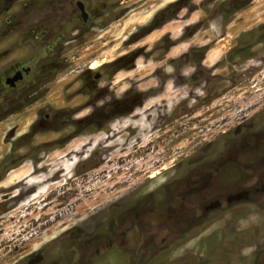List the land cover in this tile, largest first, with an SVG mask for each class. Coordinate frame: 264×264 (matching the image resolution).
Here are the masks:
<instances>
[{"label":"rangeland","instance_id":"obj_1","mask_svg":"<svg viewBox=\"0 0 264 264\" xmlns=\"http://www.w3.org/2000/svg\"><path fill=\"white\" fill-rule=\"evenodd\" d=\"M10 1L0 0V42L40 37L37 27L25 26L39 10L22 12ZM263 6L107 0L105 27L83 38L89 42L63 47L43 100L68 110L71 120L86 118L88 95L78 91L93 62L92 72L100 63L103 70L119 66L108 85L128 103L117 122L91 137L39 149L48 151L39 165L25 152L71 128L58 130V120L16 145L36 119L37 102L0 122V264H264V189L219 191L212 210L198 205L203 192L186 196L179 182L213 160L222 138L264 124V18L242 21ZM133 93L140 105L130 110L135 100L125 96ZM15 154L23 158L9 168ZM112 214L121 215L122 236H140L131 244L136 250L95 254L83 240Z\"/></svg>","mask_w":264,"mask_h":264},{"label":"flooded vegetation","instance_id":"obj_2","mask_svg":"<svg viewBox=\"0 0 264 264\" xmlns=\"http://www.w3.org/2000/svg\"><path fill=\"white\" fill-rule=\"evenodd\" d=\"M16 2L21 6L22 12L39 10L41 15L38 19L25 26L37 27L40 37L35 40L21 38L18 39L19 42H0V122L12 118L14 114L18 115L37 102L40 106L36 119L30 123L25 134L16 137L17 139L14 138L17 140L16 145H19L18 142L23 139L26 141L28 136H34V131H44L45 128H49L50 123L58 120L63 124L58 130H65L66 126L71 128L51 142L53 144H38L25 152L24 156L32 155L33 162L39 165L38 159L44 152H48L38 151L39 149L46 150L49 147L61 146L82 136L83 133L85 135L88 133L91 137L106 123L117 122L125 103L128 102H124V96L115 99L116 90L108 85L112 81L110 78L119 73V66L104 71L103 68L107 65L100 63L92 72L93 62L87 65L86 72L81 75L84 78V85L78 91L88 95L86 108L89 112L86 118L71 120L68 110L51 108L44 104L45 100H43L50 91L49 84L60 72V56L65 50L63 47L69 42H89L83 38L90 37L95 30H102L105 27L107 0H11L9 7ZM12 21L13 17L8 16L6 24L11 26ZM130 64L125 68H130L132 66ZM163 79L165 80V77ZM100 80L105 82H102L98 88ZM128 94L125 96L126 99L135 100L130 103V110L138 108L139 95L134 96L133 93L131 97ZM53 115H57L56 118ZM261 126L260 130L258 128L237 130L235 134L228 135L227 139L222 138L217 151L214 152L213 160L201 163L202 165L195 171L190 169L191 172L181 177L179 182H182L184 194L190 196L194 194L193 192H203L199 197L198 205L211 208L221 201L216 194L219 191L243 192L264 189V138H260L264 133V124ZM4 142L8 141L4 140ZM9 146H12V143ZM22 158L20 154H15L10 158L11 163L8 167L17 166ZM252 178L256 180L253 184ZM171 186L172 183L167 184L169 197L172 192ZM208 191L214 193H204ZM120 217L121 215H107L100 225L93 227L89 236L83 240V243L90 247L89 250L93 249L95 254L104 252L105 255L126 254L136 250L131 244L135 245L140 240V236H122L124 228L116 221ZM75 254V252L71 253L70 257L73 258ZM57 261L58 259L55 261L56 264H61ZM76 264L81 263L76 262Z\"/></svg>","mask_w":264,"mask_h":264},{"label":"bare ground","instance_id":"obj_3","mask_svg":"<svg viewBox=\"0 0 264 264\" xmlns=\"http://www.w3.org/2000/svg\"><path fill=\"white\" fill-rule=\"evenodd\" d=\"M264 7V6H263ZM262 9V8H261ZM253 11V10H252ZM255 11V9H254ZM249 14L245 19H242L243 22H249L251 20H258L264 18V11L261 13H258V11ZM251 12V11H250ZM243 13V12H242ZM245 17V15H242ZM155 174H151V177H153Z\"/></svg>","mask_w":264,"mask_h":264},{"label":"snow or ice","instance_id":"obj_4","mask_svg":"<svg viewBox=\"0 0 264 264\" xmlns=\"http://www.w3.org/2000/svg\"><path fill=\"white\" fill-rule=\"evenodd\" d=\"M93 67H95V65H93Z\"/></svg>","mask_w":264,"mask_h":264}]
</instances>
